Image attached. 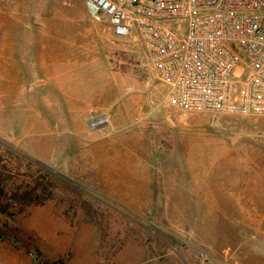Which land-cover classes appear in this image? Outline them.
Segmentation results:
<instances>
[{
  "label": "rangeland",
  "instance_id": "374dc122",
  "mask_svg": "<svg viewBox=\"0 0 264 264\" xmlns=\"http://www.w3.org/2000/svg\"><path fill=\"white\" fill-rule=\"evenodd\" d=\"M23 2L21 9L26 6L25 10L14 12L21 16L16 19L21 21L20 27H14L10 21L6 24L7 28L0 25V45L6 46L5 52L15 68L24 67V59L41 60V56L49 63L69 43H82L84 37L81 34L72 37L79 30L68 15L72 0ZM87 16L90 17L89 14ZM30 24L33 27L42 25L43 36L31 35L30 28H27ZM92 29L100 35L107 32L103 23ZM113 46L106 38L102 42V51L107 53ZM115 47H120L124 57L130 55L128 43ZM86 60L78 59L70 63L75 78L94 79L95 83H101L107 74L104 64L101 60ZM126 76L124 81L129 80ZM158 83L155 81V84ZM18 84L19 81H16L15 86ZM143 89L144 86H136L130 94L143 98L146 95ZM12 95L15 97L17 94L13 91ZM18 100L20 103L22 98ZM3 101L10 102L6 98L0 99V131L19 138L24 144L31 140L42 143L41 133H27L26 128L21 127V118L25 114L19 110V103L16 107L8 105L1 108ZM43 106V112H50L56 122L49 126L46 135L56 140H62L70 133V136L74 135L68 125L57 121V113L52 114L48 101H44ZM172 120L171 138L166 135L165 139L167 142L170 140L172 146L178 142V147L169 150L166 145L163 154L155 153L157 157L166 156L168 159L164 162V158L162 161L154 157V169L161 174L156 173V176L174 174L179 182L177 186H188L185 168L190 154L185 149L187 144L195 141L200 147L198 154L203 157L204 177L213 182L219 192L227 190L226 194H242L245 180L248 184L254 176L264 173V166L252 164L243 148L246 142H264V116L201 113L184 119L182 123L176 122L175 118ZM178 132L180 135L184 132L197 133L198 140L189 135L180 143ZM46 145L51 147L52 143ZM51 149V159L43 157L37 160L0 134V185L7 192L1 195L0 200L3 204L7 203L5 207L0 204V264H264L262 230L252 232L244 229L242 219L234 212V208H242L243 201L241 206L231 207L228 205L230 198L224 200L221 196L210 194L208 197L204 193V199L200 194L197 201L201 225H175L184 231L181 233L175 226L164 225L162 210L168 202L165 193L153 197L152 200H155L150 207L146 206L147 203L142 206L143 203L138 201L147 199L143 192L134 193V199L124 201L119 197H129L125 190L133 193L136 181L127 175L108 174L105 178L109 183L107 187L119 195L112 197L104 191L103 186L106 185L102 183L105 182L101 181L102 178L93 177V181L87 183L60 161L65 154L72 152L65 153L58 145H53ZM193 156L192 159H195L196 154ZM14 192L17 198H12ZM42 198L45 200L40 202ZM191 200L195 198L188 199L189 221L192 220L191 215L196 214ZM212 203L217 211L214 214ZM153 209L161 212L154 214ZM221 211H227L228 217H224ZM180 216L179 210L177 217ZM211 244L220 251L232 250V254L236 255L233 258L235 262L229 257L208 254L206 250Z\"/></svg>",
  "mask_w": 264,
  "mask_h": 264
},
{
  "label": "crops",
  "instance_id": "0c3cea01",
  "mask_svg": "<svg viewBox=\"0 0 264 264\" xmlns=\"http://www.w3.org/2000/svg\"><path fill=\"white\" fill-rule=\"evenodd\" d=\"M0 1V12L5 13L3 16L0 14V25L7 28L6 24L10 21L14 27L19 28L21 21L16 19L21 16L14 12L18 9L22 10L23 0ZM4 1H6L5 4H3ZM12 1L13 3H11ZM9 2L11 4H7ZM69 4L72 5L68 14L70 20L79 27L72 37L76 38L77 34H81L84 38L81 40L82 43H69L68 47L61 54L53 57L51 62H45L43 56H41V60L26 61L24 59V67L18 69L14 67L10 56L5 52L6 46L0 45V99L6 98L10 101L9 104L3 101L1 108L8 105L18 106V99L21 97L19 110L25 114L24 118H21V127H25L27 133H41L42 143H39L38 140H31L24 144L13 135L1 131L0 134L4 135L10 143L33 155L32 157L37 160L43 157L51 159L49 149L53 145H58L65 153L72 152V154H65L60 158V161L73 173L76 171L74 175L84 178L87 183L96 177L102 178L101 181H105L102 183L106 185H102L104 191L112 197H119V195L107 187L109 183L105 178L108 177V174L127 175L136 181L133 193L130 190H125L129 197L124 195L119 197L124 201H127V198L134 199L132 196L134 193L138 195V192H143L147 199L138 201L143 203L142 206L147 203L146 206L150 207L155 200H152L153 197L162 192L165 193L168 202L164 205L162 213L166 227L186 223L201 225L197 199L200 198V194L204 198V193H207L208 197L218 195L224 200L230 198L228 205L231 207L233 205L241 206V201H243L242 208H234L235 214L242 219L243 225L241 226L252 232L262 230L264 235V173L254 176L248 184H246L248 181L245 180L242 194H226L227 190L219 192L214 188V183H210L209 179L204 177L203 157L201 153L198 154L200 147L198 141H195L187 144L185 149L191 157H188L185 168V174H188L186 177L188 186L183 184L177 186L179 182L174 174H170L169 177L156 176V173L161 174L154 169V157L162 161L164 158L166 160L164 162H167L168 159L166 156L157 157L155 153L157 151L162 153L166 145L169 150L178 147V142L172 146L170 140L167 142L165 139L166 135L169 139L171 138L172 119L175 118L176 122L182 123L185 121L184 119L195 114L183 112L169 104L165 95V87L150 66L144 42L138 33L133 32L127 38L114 37L107 17L103 16L100 20H94L83 0H72ZM25 23L29 24L28 22L23 24ZM101 23L107 27V32L104 35H100L98 31L92 29L93 27L97 28ZM27 28H30L31 35L40 34L43 36L44 34L42 25L33 27L30 24ZM106 38L114 44L107 53L102 51V42ZM121 43H128L131 47L127 49L128 52L130 51L129 56L124 57L120 47H115ZM41 49L44 51L43 45H41ZM78 59L101 60L107 73L104 80L101 83H95L94 79L77 80L72 73L70 63ZM123 74L127 75L129 80L124 81ZM16 81H19V84L15 86ZM155 81L159 83L155 84ZM136 86H144L143 91L146 95L143 98L130 94ZM13 91L17 94L15 97L12 95ZM44 101H48V104L52 106V114L57 113V121L68 125L74 135L70 136L71 133L65 135L64 138H61L62 140H56L55 137L46 135L45 132L49 126L56 122L50 112H43ZM101 117H106L107 120H97ZM93 119L97 121L95 125L90 124ZM189 135L198 140L197 133L184 132L183 135H180L179 142L183 143ZM158 137L162 141H158ZM43 141L46 144L52 143L51 147L44 144ZM243 148L245 156L252 160V164L264 166V142H246L243 143ZM189 150H194V152H189ZM194 154H196V158L192 159ZM192 196L195 200H191L190 203L193 209L196 207V214H192V220L189 221L187 207L189 206L188 199H191ZM212 207L214 214L217 212L214 203H212ZM179 210L180 218L177 217ZM159 211L161 212L158 209L152 210L154 214ZM221 213L224 217H228L227 211H221ZM157 217L162 220L159 216ZM176 228L184 233L180 227ZM209 247L206 252L212 256L217 254L229 257L232 261L236 257L228 248L220 251L214 244Z\"/></svg>",
  "mask_w": 264,
  "mask_h": 264
},
{
  "label": "built area",
  "instance_id": "2783aa9c",
  "mask_svg": "<svg viewBox=\"0 0 264 264\" xmlns=\"http://www.w3.org/2000/svg\"><path fill=\"white\" fill-rule=\"evenodd\" d=\"M84 2L114 37L138 33L174 108L264 116V0Z\"/></svg>",
  "mask_w": 264,
  "mask_h": 264
},
{
  "label": "trees",
  "instance_id": "16d2710c",
  "mask_svg": "<svg viewBox=\"0 0 264 264\" xmlns=\"http://www.w3.org/2000/svg\"><path fill=\"white\" fill-rule=\"evenodd\" d=\"M4 193H5V187H3V185H0V200H1V195H4ZM15 195H16V193L14 192L12 198H17V197H15ZM43 200H45V198L40 199V202H43ZM7 201L10 202V200H7ZM0 204H1V206H4V207L7 206L6 205L7 203L3 204L2 201H0Z\"/></svg>",
  "mask_w": 264,
  "mask_h": 264
},
{
  "label": "bare ground",
  "instance_id": "6f19581e",
  "mask_svg": "<svg viewBox=\"0 0 264 264\" xmlns=\"http://www.w3.org/2000/svg\"><path fill=\"white\" fill-rule=\"evenodd\" d=\"M97 120H99V121H106V120H107V118H106V117H104V118H100V119H97Z\"/></svg>",
  "mask_w": 264,
  "mask_h": 264
}]
</instances>
